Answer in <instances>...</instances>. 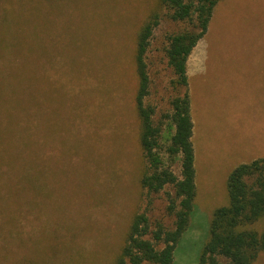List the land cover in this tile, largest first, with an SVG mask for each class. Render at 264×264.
I'll return each instance as SVG.
<instances>
[{
	"label": "rangeland",
	"instance_id": "rangeland-1",
	"mask_svg": "<svg viewBox=\"0 0 264 264\" xmlns=\"http://www.w3.org/2000/svg\"><path fill=\"white\" fill-rule=\"evenodd\" d=\"M22 1L0 0V264H112L135 211L152 224L173 223L165 193L138 184L130 56L133 30L151 0H31L24 48L7 43ZM102 10H110L108 32L101 27L108 21L97 16ZM161 14L145 56V100L166 137L164 115L176 95L166 36L188 23ZM91 48L104 52L94 56L93 69L108 77L106 87L90 73L78 77L79 55L85 59ZM186 74L196 195L171 264L197 263L211 214L227 201L228 173L264 158V0H219ZM15 178L37 190L41 181L45 190L36 202L21 201V191L9 193ZM4 198L20 204L5 207Z\"/></svg>",
	"mask_w": 264,
	"mask_h": 264
},
{
	"label": "trees",
	"instance_id": "trees-1",
	"mask_svg": "<svg viewBox=\"0 0 264 264\" xmlns=\"http://www.w3.org/2000/svg\"><path fill=\"white\" fill-rule=\"evenodd\" d=\"M218 1H148L145 15L133 30L130 61L132 80L135 83L132 101L136 115L135 143L140 162L138 184L148 193H165L166 212L173 218V223L169 227L161 222L152 224L145 211H135L128 219L112 264H171L176 243L188 226L196 185L192 142L193 121L190 114L186 66L193 48L206 33ZM22 2L26 4L20 8L21 14L18 12L21 18L19 17V21L11 26L7 43L20 46L21 42L24 48L25 40L31 37L30 15L26 9L31 0ZM59 8L60 5L58 10ZM163 10L171 20L188 23V27L166 36L165 55L174 75L172 84L176 91V95L170 100V112L164 115L166 122L168 121L166 137L163 133V121L154 120V106L145 100L149 93V75L145 56L151 35L159 24ZM99 14L97 16L108 21L107 23L102 20V30L110 31V10H102ZM7 30L9 31L8 28ZM1 37L0 51L5 46L6 36L3 38L2 34ZM99 38L101 37L95 38V43H107V40ZM81 48L84 47H80L79 52L83 51ZM91 49V54L85 59H81L79 55L78 77L90 73L98 81V86L101 83L106 87L108 77L99 69L97 72L93 69L94 56L100 57L104 52L99 48ZM26 107L28 101L23 109L25 110ZM173 165L179 168L178 173L173 170ZM9 181L8 187H13L9 193L16 195L21 191V201L36 202L39 191L45 190L41 181H37L38 190L32 182L24 179L15 178ZM30 184L34 194L29 192ZM226 188L227 201L215 208L211 214L207 237L196 264H223L222 260L226 264H256L258 258L264 255V158H256L233 167L228 173ZM4 200L7 204L5 207L12 205L15 207L20 204L12 199L4 198ZM43 262L44 260L40 259L39 264ZM23 263L29 264L26 261Z\"/></svg>",
	"mask_w": 264,
	"mask_h": 264
},
{
	"label": "crops",
	"instance_id": "crops-1",
	"mask_svg": "<svg viewBox=\"0 0 264 264\" xmlns=\"http://www.w3.org/2000/svg\"><path fill=\"white\" fill-rule=\"evenodd\" d=\"M188 78V77H187ZM189 79V78H188ZM188 85H189V82H188ZM188 91H189V89H188ZM193 135H192V138H193V136H194V134H195V128H194V123H193Z\"/></svg>",
	"mask_w": 264,
	"mask_h": 264
}]
</instances>
